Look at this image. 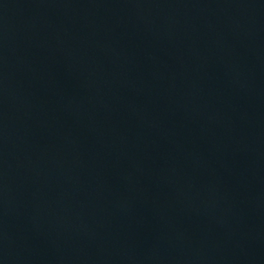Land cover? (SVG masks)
I'll return each mask as SVG.
<instances>
[{
	"label": "water",
	"instance_id": "obj_1",
	"mask_svg": "<svg viewBox=\"0 0 264 264\" xmlns=\"http://www.w3.org/2000/svg\"><path fill=\"white\" fill-rule=\"evenodd\" d=\"M0 264H264V0H0Z\"/></svg>",
	"mask_w": 264,
	"mask_h": 264
}]
</instances>
